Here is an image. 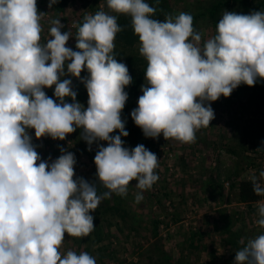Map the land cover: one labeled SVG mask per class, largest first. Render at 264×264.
I'll list each match as a JSON object with an SVG mask.
<instances>
[{"label":"clouds","instance_id":"obj_1","mask_svg":"<svg viewBox=\"0 0 264 264\" xmlns=\"http://www.w3.org/2000/svg\"><path fill=\"white\" fill-rule=\"evenodd\" d=\"M56 2L49 0L48 7ZM106 5L107 12L85 14L82 23H73L74 51L66 47L73 34L61 31L59 18L50 19L49 38L40 42L46 13L38 12L37 0H0V264H96L88 252L62 253L65 235L87 237L95 227L91 213L102 199L126 195L136 181L139 203L159 178L156 154L143 144L130 150L121 139L128 135L121 111L132 77L114 54L123 30L117 15L130 17L146 61L143 94L131 112L146 138L194 143L196 132L214 119L210 102L264 79L262 10H224L215 34L201 42L189 13L159 20L152 18L157 8L145 0H106ZM83 70L86 108L76 101L71 79H61L80 78ZM53 86L56 100L43 91ZM66 97L73 102L66 103ZM28 129L36 139L61 141L81 129L89 146L106 142L94 156L96 182L74 178V154L64 149L51 162L41 160ZM114 131L119 134L110 135ZM248 179L254 194L264 196V171ZM97 183L107 190L102 195ZM256 215V225L264 229V202H257ZM239 243L233 264H264V234Z\"/></svg>","mask_w":264,"mask_h":264},{"label":"rangeland","instance_id":"obj_2","mask_svg":"<svg viewBox=\"0 0 264 264\" xmlns=\"http://www.w3.org/2000/svg\"><path fill=\"white\" fill-rule=\"evenodd\" d=\"M162 1L160 20L165 18V14L189 13L194 16L193 28L201 33V42L214 35L215 28L209 17L201 14L214 0ZM247 1L250 4L253 0ZM48 2L37 0L38 12L46 13L41 19L43 31L40 42L43 44L49 38L50 19L59 18L64 25L61 31L73 34L66 47L74 51L77 49L73 23H82L85 14H95L101 9L108 11L106 0H57L52 8L48 7ZM224 10L249 13L248 8L230 1L221 7L217 14L218 22ZM138 47L139 42L131 46L115 44L114 54L118 62L127 65L128 57H138L135 63L127 66L130 76L146 67ZM87 75L83 70L80 78L71 75L61 78L71 79L72 90L85 94L76 97L84 108L87 107L88 96L81 81ZM258 81L251 87L241 84L228 97L221 96L210 102L214 119L208 127L196 132L194 143L182 144L172 139L164 140L162 135L156 139L146 138L134 124L131 112L143 94V73L138 93L128 95L121 111V119L128 132L121 139L123 146L130 150L143 144L156 154L159 166L154 171L159 178L150 189L142 192L144 198L139 203L135 201V195L140 191L135 187L136 181L129 183L126 195L113 193L110 198L102 199L91 213L95 218L94 230L82 238L65 235L60 251L88 252L95 257L96 264H233L235 252L242 246L239 243L241 239L246 242L264 234V229L255 223L258 219L257 202H264V198L248 203L237 198V183L249 180L253 172L258 175L264 171V91L257 94ZM43 91L56 100L54 86ZM65 102L73 101L66 97ZM28 134L32 136L41 160L51 162L64 149L74 154V178L96 182L94 156L99 146H107L106 142L96 141L89 146L80 138L81 129L68 134L63 141L47 136L36 139L34 129H28ZM118 134L114 131L110 135ZM252 145L262 149L259 150L261 153L253 155ZM220 180L230 181V185L224 187ZM212 190H215L214 194H210ZM105 191L101 186L97 193L102 195ZM228 225L237 226L239 230L236 233L226 230Z\"/></svg>","mask_w":264,"mask_h":264},{"label":"trees","instance_id":"obj_3","mask_svg":"<svg viewBox=\"0 0 264 264\" xmlns=\"http://www.w3.org/2000/svg\"><path fill=\"white\" fill-rule=\"evenodd\" d=\"M230 1L236 2L237 4L241 5L242 7L248 8L249 13L252 11H257V10L264 11V0H253L252 2H250V4L248 3L247 0H227V1L214 0L209 5L206 6V8L203 10V12L201 14L207 15L209 17L210 21L212 22V25L214 26V28H216V24L218 23L217 14L219 13L221 7L227 5ZM146 3H148L150 6L157 8V12L154 14V16L152 18L160 20V15L162 14L161 11L163 10V6H164L163 1L159 0L160 4L159 3L157 4L156 0H149ZM112 14H114V13H112ZM192 17L194 19V16H192ZM117 22L122 27L123 30L121 32L117 33L114 43L115 44H121L124 46H131V45L137 43L138 37L133 34V30L131 28L130 17L124 16V15H117ZM128 58H129V62L126 66H129V65L135 63V61L138 59V57H134V56H132V57L130 56ZM145 69H146V67H144L141 71H139L138 73L136 72L135 74H133L131 76L132 77V83L125 90V92L128 93V95L134 96L135 94L138 93V86L141 82L142 74L144 73ZM258 79H259V81H258L259 86L257 87V90H259V91L257 94H259L261 91H264V79H260V78H258ZM75 92L77 93L76 97H79V98L81 96L85 95L84 93H80L79 91H75ZM255 92L256 91H254V93ZM136 130H138V129H134V131H136ZM254 147L255 146L252 145V148H254ZM100 187H101V185L99 183H97V190L100 189ZM237 198L240 202L248 203V202H253V201L259 200L261 198H264V196L255 195L253 190H252V186H251L250 181L243 179L237 183ZM227 229H230V225H228L226 227V230Z\"/></svg>","mask_w":264,"mask_h":264},{"label":"built area","instance_id":"obj_4","mask_svg":"<svg viewBox=\"0 0 264 264\" xmlns=\"http://www.w3.org/2000/svg\"><path fill=\"white\" fill-rule=\"evenodd\" d=\"M257 149H258L257 147H255V148L252 149V154H253V155H257V154L261 153V151H258ZM214 178H217V175H214ZM220 183H221L224 187H227V186L230 185V181L220 180ZM203 205L205 206L206 204H203Z\"/></svg>","mask_w":264,"mask_h":264},{"label":"crops","instance_id":"obj_5","mask_svg":"<svg viewBox=\"0 0 264 264\" xmlns=\"http://www.w3.org/2000/svg\"><path fill=\"white\" fill-rule=\"evenodd\" d=\"M215 193V190H212L211 191V193L210 194H214ZM202 202V201H201ZM237 204H240V203H237ZM230 230H232V231H234L235 233L239 230V229H237V226H235V228H234V226L232 227H230ZM97 231H98V229L96 230V233H97ZM99 242H97V244H98Z\"/></svg>","mask_w":264,"mask_h":264}]
</instances>
